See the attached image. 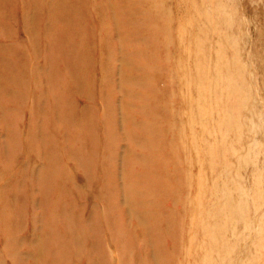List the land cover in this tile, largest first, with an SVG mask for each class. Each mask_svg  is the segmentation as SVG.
<instances>
[{
    "label": "bare ground",
    "instance_id": "obj_1",
    "mask_svg": "<svg viewBox=\"0 0 264 264\" xmlns=\"http://www.w3.org/2000/svg\"><path fill=\"white\" fill-rule=\"evenodd\" d=\"M49 1L46 12L43 0H0V264H135L139 251L138 264H178L189 173L174 136L181 120L168 100L172 81L161 86L184 69L166 49V7L160 0ZM18 8L31 47L18 36ZM72 32L79 37L71 40ZM115 50L123 62L124 147L125 137L112 138L119 129ZM97 67L105 72L98 78ZM83 95L91 105L77 103Z\"/></svg>",
    "mask_w": 264,
    "mask_h": 264
},
{
    "label": "rangeland",
    "instance_id": "obj_2",
    "mask_svg": "<svg viewBox=\"0 0 264 264\" xmlns=\"http://www.w3.org/2000/svg\"><path fill=\"white\" fill-rule=\"evenodd\" d=\"M160 1L166 7L172 27V37L166 45L170 62L175 65L179 62V67L184 68L178 76L170 75L167 79L164 76L161 80L163 88L171 81L173 84L168 100L172 103V114L178 115V122L181 120L174 136L178 138L189 173V199L181 204L185 208L182 214L185 232L181 238L184 251L181 256L177 254L176 262L264 264V0ZM50 6L49 0H43L46 12ZM95 16H91L92 25ZM21 18L22 8H18L14 16L18 36L31 47V35L19 28ZM182 26L188 29L191 26L192 30L181 35ZM97 33L105 34L100 30ZM78 37L72 32L71 40ZM182 38L185 44L181 43ZM3 41L0 36V42ZM196 43L200 45L196 47ZM115 53L119 129L112 138L125 137L124 147L129 141L123 135L126 126L122 122L123 62L120 50ZM25 54L30 60L37 57L32 49ZM103 54L109 59L107 53ZM198 61L201 64L197 68ZM42 62L40 59L39 65ZM104 73L97 67V78ZM199 73L202 76L198 78ZM76 100L80 106L89 104L84 95ZM94 101L98 109L103 106L98 97ZM25 121H29L27 114ZM1 131L0 127L2 140ZM121 160L117 169L120 174ZM119 183L124 187L122 178ZM90 202L86 197L85 205ZM130 223L131 228H139L136 219ZM26 233L20 236H27ZM141 233L142 229H137L139 236ZM143 257L145 253L139 251L134 263L138 264ZM7 264L11 262L7 260Z\"/></svg>",
    "mask_w": 264,
    "mask_h": 264
}]
</instances>
